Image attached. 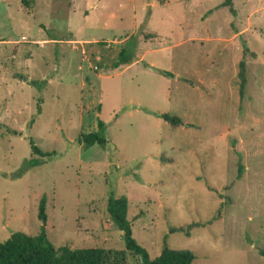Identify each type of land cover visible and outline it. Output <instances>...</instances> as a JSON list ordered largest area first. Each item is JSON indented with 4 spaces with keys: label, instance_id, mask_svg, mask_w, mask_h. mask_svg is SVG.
<instances>
[{
    "label": "rangeland",
    "instance_id": "rangeland-1",
    "mask_svg": "<svg viewBox=\"0 0 264 264\" xmlns=\"http://www.w3.org/2000/svg\"><path fill=\"white\" fill-rule=\"evenodd\" d=\"M100 120L107 145L81 144ZM32 140L55 154L21 173ZM111 195L152 259L264 264V0H0V242L45 228L140 264Z\"/></svg>",
    "mask_w": 264,
    "mask_h": 264
},
{
    "label": "trees",
    "instance_id": "trees-1",
    "mask_svg": "<svg viewBox=\"0 0 264 264\" xmlns=\"http://www.w3.org/2000/svg\"><path fill=\"white\" fill-rule=\"evenodd\" d=\"M147 39L157 38V35L150 32ZM141 38L137 33L126 39L125 45L121 48L118 60L107 65L106 69L111 71L123 65L132 64L136 61L138 47ZM245 69V62H242ZM151 67V66H150ZM167 76H174L171 71L159 70ZM38 84V81H33ZM42 112L39 106L38 113ZM166 120H173L182 123L180 119L172 118L167 114H157ZM106 124L99 121V129L96 132L82 133L79 142L87 147L96 144L105 146L108 140L105 137ZM33 157L28 159L21 173L28 168L41 165L43 161L35 155L41 157L52 156L53 152H44L35 142L31 141ZM129 198L127 195H111L108 202V209L113 220L116 221L119 228L123 231L126 248L140 257V264H193L194 254L188 250H173L164 248L161 254L152 259L149 251L141 246L133 236L132 224L128 219ZM40 216L46 219V199L43 198L40 204ZM264 255V251L261 252ZM126 251H113L105 248H82L74 249L69 245L56 247L48 237L47 231L43 228L38 235H29L24 232L13 234L8 240L0 242V264H123L126 261ZM123 262V263H122Z\"/></svg>",
    "mask_w": 264,
    "mask_h": 264
},
{
    "label": "crops",
    "instance_id": "crops-1",
    "mask_svg": "<svg viewBox=\"0 0 264 264\" xmlns=\"http://www.w3.org/2000/svg\"><path fill=\"white\" fill-rule=\"evenodd\" d=\"M134 34V33H133ZM132 35V34H131ZM130 35V36H131ZM146 42H148V41H144V42H140V44H139V47H138V52H140L141 51V48L143 47V44L144 43H146ZM143 57V56H142ZM129 65H131V64H128V65H123V66H129ZM149 65H151V66H153V67H155L156 65H154V63H149ZM122 67V66H121ZM157 67V66H156ZM120 68V67H119ZM166 70V69H165ZM168 71H170V70H168Z\"/></svg>",
    "mask_w": 264,
    "mask_h": 264
}]
</instances>
